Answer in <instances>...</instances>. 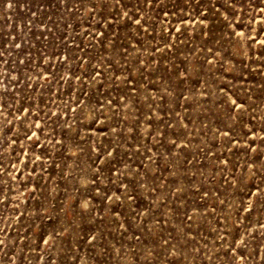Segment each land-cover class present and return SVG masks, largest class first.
Instances as JSON below:
<instances>
[{
    "label": "rangeland",
    "instance_id": "374dc122",
    "mask_svg": "<svg viewBox=\"0 0 264 264\" xmlns=\"http://www.w3.org/2000/svg\"><path fill=\"white\" fill-rule=\"evenodd\" d=\"M0 264H264V0H0Z\"/></svg>",
    "mask_w": 264,
    "mask_h": 264
}]
</instances>
